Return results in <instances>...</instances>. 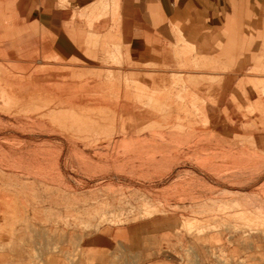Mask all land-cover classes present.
Here are the masks:
<instances>
[{"label":"rangeland","instance_id":"1","mask_svg":"<svg viewBox=\"0 0 264 264\" xmlns=\"http://www.w3.org/2000/svg\"><path fill=\"white\" fill-rule=\"evenodd\" d=\"M136 3L0 9V264H264V0Z\"/></svg>","mask_w":264,"mask_h":264},{"label":"crops","instance_id":"2","mask_svg":"<svg viewBox=\"0 0 264 264\" xmlns=\"http://www.w3.org/2000/svg\"><path fill=\"white\" fill-rule=\"evenodd\" d=\"M122 7H126L128 9V19L123 20L122 22L127 24L132 23H147V20H136L133 17V11L137 7H145L146 4H137L136 2L138 0H121ZM147 1V0H146ZM96 0H0V9L4 10L7 7H10L12 9L11 15L15 18L20 17H27L30 19L31 17H34V20L36 21L35 17L38 15L40 22H49V23H68L70 22V18L73 15V13L77 11H81L85 8L91 7ZM191 6H194V4L191 2ZM177 14L182 16H191L189 12H186L184 10L178 11L176 13L172 14L173 16H177ZM49 18L47 20H42V17ZM31 21V20H29ZM183 30L190 32L192 37H196V29L194 28L192 22L191 27H185ZM193 34V35H192ZM7 39V38H6ZM18 38L12 40L13 42H18ZM44 46H60L58 45L57 38L52 37L49 40H44ZM150 52L151 51H148ZM155 53V50H153Z\"/></svg>","mask_w":264,"mask_h":264}]
</instances>
